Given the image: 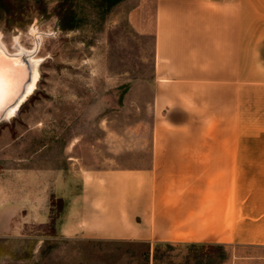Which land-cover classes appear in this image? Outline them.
<instances>
[{"label":"crops","instance_id":"crops-1","mask_svg":"<svg viewBox=\"0 0 264 264\" xmlns=\"http://www.w3.org/2000/svg\"><path fill=\"white\" fill-rule=\"evenodd\" d=\"M152 30L149 160L53 168L60 233L264 248V0H155Z\"/></svg>","mask_w":264,"mask_h":264},{"label":"rangeland","instance_id":"rangeland-1","mask_svg":"<svg viewBox=\"0 0 264 264\" xmlns=\"http://www.w3.org/2000/svg\"><path fill=\"white\" fill-rule=\"evenodd\" d=\"M154 20L155 0H0L2 43L40 58L33 88L0 120V264H264V248L60 233L53 168H72V190L86 169L149 160ZM33 173L35 205L21 186Z\"/></svg>","mask_w":264,"mask_h":264},{"label":"water","instance_id":"water-1","mask_svg":"<svg viewBox=\"0 0 264 264\" xmlns=\"http://www.w3.org/2000/svg\"><path fill=\"white\" fill-rule=\"evenodd\" d=\"M0 56L4 60L5 79L10 80V86L4 96L1 95L0 102V120L6 118V110L14 106L21 95L25 92L27 84L31 80V68L25 55H10L0 51ZM17 61L13 64L12 61Z\"/></svg>","mask_w":264,"mask_h":264},{"label":"bare ground","instance_id":"bare-ground-1","mask_svg":"<svg viewBox=\"0 0 264 264\" xmlns=\"http://www.w3.org/2000/svg\"><path fill=\"white\" fill-rule=\"evenodd\" d=\"M0 51L3 52V53H7V54H10V55H18V56H22V55H25L26 58L28 59V62L30 64V68H31V80L30 82L27 84V87H26V90L25 92L21 95V97L18 99L17 103L12 106V107H9L7 110H6V118L9 117V115L11 113L14 112L15 108L18 107V105L22 102V100L24 99L26 93L28 91H30L34 84L36 83V80L38 78V64H39V61H40V58L38 56L35 55V51L36 50H28V49H24L22 46H19L17 48V50L15 52H10L8 51V49L6 48V46L2 43V41L0 40ZM10 80H7L5 79V75L3 77V84L2 86H0V102L2 100V96H4V93L9 91L8 90V87L10 86ZM30 93V92H29Z\"/></svg>","mask_w":264,"mask_h":264},{"label":"snow or ice","instance_id":"snow-or-ice-1","mask_svg":"<svg viewBox=\"0 0 264 264\" xmlns=\"http://www.w3.org/2000/svg\"><path fill=\"white\" fill-rule=\"evenodd\" d=\"M13 64H16L17 61H12ZM3 77H4V60L3 57L0 56V86L3 84Z\"/></svg>","mask_w":264,"mask_h":264},{"label":"trees","instance_id":"trees-1","mask_svg":"<svg viewBox=\"0 0 264 264\" xmlns=\"http://www.w3.org/2000/svg\"><path fill=\"white\" fill-rule=\"evenodd\" d=\"M63 208V207H62ZM55 222V218L54 217H52L51 218V223L53 224ZM192 245H197V244H192ZM198 245H214V244H198Z\"/></svg>","mask_w":264,"mask_h":264}]
</instances>
